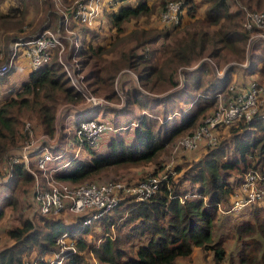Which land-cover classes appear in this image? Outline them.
<instances>
[{"label": "trees", "instance_id": "trees-1", "mask_svg": "<svg viewBox=\"0 0 264 264\" xmlns=\"http://www.w3.org/2000/svg\"><path fill=\"white\" fill-rule=\"evenodd\" d=\"M5 1L0 0V51L5 56L11 43L48 30L46 22L55 15V32L64 34L68 27L79 40L78 71L85 72L83 83L90 94L105 98L107 102L120 97L115 88L104 97L98 94L103 84L109 81L114 84L123 68L133 70L145 90L155 93L162 88L161 95L154 97L143 94L136 87L122 90L127 97L124 114L130 115L129 107L133 104L143 111L126 128L134 127L132 139L112 138L105 155L90 149L87 160L71 161L56 174L58 180L71 185L82 184L110 169L119 171L157 161L170 144L195 128L214 108L217 96L224 93L233 80L234 67L224 77L217 78L206 59L215 61L217 67L229 59L242 62L246 59L251 37L244 27L245 12L242 7L234 8L233 0H205L208 7L203 17L199 16L194 0H184L186 16L181 14L178 24L148 36L122 53L120 59L105 66L101 65L105 63L101 56L106 47L88 43L87 33L105 25L107 19L121 33L125 23L151 16L154 8L147 0L134 4H130V0H103L102 19L91 27L72 18V11V26L69 27L66 17L54 11L53 0H37L42 2L47 19L36 27L30 25L32 29L26 34L23 27L32 0H19L20 5L3 10ZM240 1L248 10L264 14V0ZM160 39L164 40L162 57L158 49L151 47L157 46ZM20 53L25 56L23 50ZM51 54L50 62L37 70L29 67L27 79L0 100L1 162L29 137L26 130L29 121L36 137L41 134L55 137L57 114L63 107L85 102V111L75 114L69 128L72 132L85 119L110 122L106 116H89L92 107L98 111L110 107L88 103L59 62L58 50H52ZM249 62L251 75L254 72L264 75L263 40L254 44ZM15 71L13 67L3 78L11 82ZM181 74L184 86L174 90L179 86ZM3 78L0 77V81ZM182 102L189 107H178ZM157 108L161 121L150 117ZM121 119L116 122L120 123ZM236 124L238 126L234 127ZM228 127H231L229 133L219 143L208 147L201 159L177 166L174 175H169L152 196L144 200L127 196L117 207L87 226L83 223L93 211L78 215L73 226L52 215L23 217L20 225L11 226L6 232L13 243L0 251V264H47L43 256L58 249L56 240L64 232H70L76 241V252L64 264H89L91 255L100 264H178L180 260L191 264L196 259V251L205 256L211 254V264H264V200L252 205L250 216L242 221L235 219L239 215L224 214L219 209V205L230 209L235 191L250 170H264V119L240 121ZM175 175L179 176L175 178ZM31 182L34 177L25 164H13L12 178L7 183L0 182V190L3 194L7 192L0 201V221L5 216V207L15 204L17 189ZM97 229L102 232L98 244ZM91 233L96 235L94 241ZM232 240L237 241V255L230 258L226 243ZM34 254L37 257H33Z\"/></svg>", "mask_w": 264, "mask_h": 264}, {"label": "built area", "instance_id": "built-area-1", "mask_svg": "<svg viewBox=\"0 0 264 264\" xmlns=\"http://www.w3.org/2000/svg\"><path fill=\"white\" fill-rule=\"evenodd\" d=\"M102 3L103 0L79 3L72 10V18L91 27L100 17ZM242 8L245 12L244 27L251 33L249 43L264 41V14L248 10L244 6ZM181 14V2H171L162 14V21L167 26L178 24ZM66 32L72 33L67 27ZM67 39L68 37L60 31L46 30L30 39L19 40L14 44V51L8 52L6 62L0 65V77H5L15 65L19 50L24 51L29 67L37 70L50 62L51 51L56 49L59 62L71 78L72 84L85 95L87 102L92 106L107 105V102L86 90L83 83L84 77L78 72L79 61L75 56L79 48L75 41L77 39H70L69 46L65 45ZM248 66H250L249 57L243 67ZM235 89V85L230 87L232 96L224 107L208 117L195 132L183 138L181 141L183 147L196 150L204 141L213 147L217 144L214 132L218 128L228 127L240 121L248 123L255 118L264 119V86L252 82L247 87L237 88L236 92ZM221 94L217 96V99ZM126 128H118L111 122L85 119L73 132L66 128L63 132L65 136H60L57 141H54L47 134L36 137L32 130V123L27 122L26 130L29 137L21 147L14 149L12 154H7L5 161L0 163V182L7 183L12 178L13 164L24 163L34 177V196L39 213L53 215L70 212L77 217L93 211L83 223L87 226L93 220L117 207L123 195L135 196L139 200L147 199L156 193L163 181L168 178L167 174L164 178H152L147 183L131 187L117 181L84 182L79 185H71L64 181L58 183L60 180L56 178L57 172L69 166L75 159L87 160L90 149H98L100 139L104 134L115 133ZM263 200L264 170H250L235 191L230 209H224L221 205L219 209L224 214L240 216L246 208H251L252 205ZM56 245L58 249L55 252L46 254L42 258L47 264H64L68 257L76 252V241L70 232H64L59 236Z\"/></svg>", "mask_w": 264, "mask_h": 264}, {"label": "rangeland", "instance_id": "rangeland-1", "mask_svg": "<svg viewBox=\"0 0 264 264\" xmlns=\"http://www.w3.org/2000/svg\"><path fill=\"white\" fill-rule=\"evenodd\" d=\"M89 0H53L54 2V11L57 12L58 15L66 17V24L71 27L72 26V21H71V11L79 4V3H85L88 2ZM141 0H130V4H134L136 2H139ZM148 5L152 6L154 8L153 13L151 14L150 17H141L138 20H132L130 22H127L124 24L123 31L121 33H118L117 30L110 24V22L107 19V22L105 25L102 27L96 29V30H91L93 33H87V42L95 45V46H104L106 47L105 54L102 55V59H104L105 63L101 65L108 66L109 63L113 60L120 59L122 57V53L128 52L130 49L133 47L137 46L139 42L145 40L148 36L153 35L155 36L161 29H168L169 27L165 25V23L162 21V14L166 10L167 6L171 2H181L182 6V15L186 16L187 8L183 7L185 4L184 0H147ZM195 3L198 5L199 8V16L203 17L205 14V11L207 9V5L204 1L205 0H194ZM235 2L234 8H241L245 4L240 1V0H233ZM183 3V5H182ZM20 5L19 0H6L4 4L2 5L3 10H7L12 6H18ZM43 4L40 1L37 0H32L30 2L29 6V12H28V17L26 20V24L23 27L24 33H29L31 31V26L36 27L38 26L41 22L45 21L47 19L45 11L43 10ZM258 11V10H256ZM101 15V14H100ZM102 19L101 17H99ZM98 18V19H99ZM187 19V18H186ZM31 25V26H30ZM46 25H48V30H51L55 32V28L57 26L56 24V18L55 15L51 16L47 22ZM68 28V27H67ZM70 30V29H69ZM40 33V32H39ZM33 33L30 35V37L39 34ZM64 36H67L68 39L65 41V45H70L71 40L70 39H77L74 34L65 32L63 34ZM96 35V36H95ZM24 39V37L20 38L19 40ZM77 41L79 45V40ZM166 41V40H165ZM164 42L163 39H160L157 42V46H151L152 49H158L159 50V55L162 57L161 53V44ZM167 42V41H166ZM14 43L10 44L9 47V53L14 51ZM256 42L249 43L246 47V59L247 56L250 57L252 54V49L253 46ZM147 48V46H146ZM73 50H75V46H73ZM21 50L18 52V57L20 55ZM78 52V51H77ZM76 52V53H77ZM139 52H143V49H139ZM0 63L1 65L6 62L7 54L6 56L3 54L2 51H0ZM9 56V54H8ZM76 58L79 61L78 54L75 55ZM6 57V58H5ZM246 59L243 60L242 62H237L236 60H225L222 61L219 66L217 67L215 61L206 59L217 78H222L225 76L226 72L231 68L234 67V77L231 82V84L228 86V89L222 93L218 99L217 102L214 105V108L205 116L202 117L200 122L193 128L192 130H189L185 132L184 134L180 135L172 144L168 146L167 149H165L162 153L159 159L155 162L144 164V165H139V166H133L127 169H120L119 171H113L110 169L106 173H102L101 175H98L97 177H94L93 179L86 180L85 182H121L123 184H126L128 186H136L137 184L140 183H147L149 182L152 178H164L165 175H174V172L176 170L177 166H184L191 164L193 161L199 160L202 158L203 154L206 152V149L210 147L208 145L207 141H204L203 144L196 150L192 149H187L181 145V141L183 138L187 137L188 135H191L193 132H195L200 125H202L208 117L213 115L215 112H217L221 107H224L225 104H227L228 100L231 99V92H230V87L234 86L236 87L235 92L237 91V88L240 87H247L248 84L255 82L258 83L262 86H264V75L261 73H255L253 75L250 74L249 67H243V65L246 63ZM162 61V60H161ZM160 64V62L158 63ZM14 67V66H13ZM12 67V68H13ZM79 70H80V66ZM11 68V69H12ZM190 70V69H189ZM79 72V71H78ZM88 70L86 71V73ZM25 74L24 72H21L20 75V80L25 79ZM81 75L84 77L85 72L81 73ZM5 78V77H4ZM2 79L0 81V92L3 93L5 91L17 89L18 87L15 85L16 81L14 80L13 82H7L6 79ZM179 86L176 87V89H181L184 86L185 79L183 78V74L180 75L179 77ZM104 88L101 93L98 94L100 97H104L106 94H110V92L115 88L116 92L120 95V97L113 99L112 101H106L105 98H100L103 101L107 102V107H110L108 110L105 108L100 109V111L96 110L95 107L91 108V111L89 113V116H94L98 115L102 118L104 112H106L109 117H106V120L109 121L116 127L118 128H125L131 125L130 122L135 120L136 115H141L143 111L136 105H130V115H125L124 113V108L127 105V97L126 95L122 92V90H129L132 88H137L140 90L143 94L149 95V96H156V95H161L162 88H158L159 92H149L148 90H145L142 88L139 79L133 70L128 69V68H123L121 72L118 74L116 81L114 84L112 82H107L103 84ZM9 87V88H8ZM174 90L169 91L168 93H172ZM145 101V99H144ZM104 105V104H103ZM68 107V106H67ZM66 107V108H67ZM76 109H86L85 107V102L80 104L79 106H74ZM178 107H184L188 108L189 104H186V102H182ZM160 108V107H159ZM60 109V108H59ZM88 109V108H87ZM178 108H176L175 113H177ZM157 111V112H156ZM158 108L155 110V114L151 115L150 117L152 119H159L161 121L162 116L161 113L158 112ZM69 115H74L75 113H72L71 111L69 112L66 110L63 114H57V120H56V127H57V135L55 137L50 138L54 141H57L58 138L63 136V128L66 127L65 121L69 120ZM156 116V117H155ZM84 117V116H83ZM117 117V119H114ZM122 118V121L120 123L116 122V120H120ZM71 119V118H70ZM114 121V122H112ZM30 122V121H29ZM238 124L234 125V127H237ZM233 127V126H232ZM231 127H221L218 128L214 132V137L217 140V143L220 142V139H223L229 131ZM108 138H123L126 141H129L131 139V136L134 135V127L129 128V129H123L118 132H115L113 134L107 133ZM56 138V139H55ZM102 139V138H101ZM25 142V141H24ZM23 142V143H24ZM108 152V145H100L98 146L97 153L98 155H105ZM1 162V161H0ZM144 178H140L143 177ZM179 175H175V178H177ZM139 180V181H138ZM63 182V181H58V183ZM65 182V181H64ZM84 183V182H83ZM70 184V183H69ZM1 186V185H0ZM34 191H35V183L31 182L30 185H23L21 188L19 187L16 192V200H15V206H6L5 207V216L3 219L0 221V251L9 247L13 241L7 236V230L13 226V225H20V220L23 217L26 218H34L35 215L40 214L39 211L37 210L36 207V201H35V196H34ZM7 192L4 191V194ZM3 190H0V201L2 198ZM129 195H123L122 199L127 197ZM135 197V196H134ZM122 201V200H121ZM264 205V204H263ZM250 208H246L244 211H242L239 217L235 218L237 221H242L243 219L247 218L246 216H250ZM52 217L55 218H60L64 222H66L69 226H73L74 222H76V217L72 215L70 212H65L61 214H53ZM95 233L98 236L97 244L100 242V235H101V229H97ZM95 233H91L90 238L93 239L96 238ZM93 234V235H92ZM226 247L229 251L230 258L231 256H236L237 255V241L232 240L228 241L226 243ZM36 254L33 255L35 257ZM37 257V256H36ZM204 257V258H203ZM211 254H208L207 256L203 254H199V256L195 259V263L191 264H211ZM89 264H100L94 256H90L89 258Z\"/></svg>", "mask_w": 264, "mask_h": 264}, {"label": "crops", "instance_id": "crops-1", "mask_svg": "<svg viewBox=\"0 0 264 264\" xmlns=\"http://www.w3.org/2000/svg\"><path fill=\"white\" fill-rule=\"evenodd\" d=\"M14 67H16V71H15V73L12 75V79H11V82H13L14 80L16 81L15 83V85L18 87L20 84H21V82H23L25 79H27V76H28V73H29V71H28V68H29V63H28V59H27V57L26 56H23L21 53H20V55H19V57H18V59L16 60V63H15V65H14ZM21 72H24V73H26L25 74V79H23V80H20V75H21ZM13 84H14V82H13ZM9 88V87H8ZM10 90L8 89V91H6V92H3V93H1L0 92V100L2 99V97H3V95L5 94V93H7V92H9ZM66 110H68V111H71L72 113H75V114H77L78 112H80V111H82V113H83V111H85V109L84 110H82V109H76L75 107H72V106H68L67 108L66 107H63L59 112H58V114H63ZM87 111L86 112H84V115H87ZM103 116H106V117H109V115H107L106 114V112H104V114H103ZM71 118V119H70ZM76 118V116H73V115H69V120L68 121H65L66 122V124H65V129L66 128H71L72 127V121L74 120ZM98 118H100V116L98 117ZM122 120V119H121ZM63 128V127H62ZM111 134H113V132H111ZM102 139H100V145H104V144H106V145H109V143H110V140L112 139V138H108L107 137V135H103L102 137H101ZM131 139H132V136H131ZM97 151V150H96ZM56 166V165H55ZM199 252L198 251H196L195 252V256H196V258L199 256ZM194 263H195V261H194ZM93 264H96V263H93ZM178 264H189V263H187L186 261H178Z\"/></svg>", "mask_w": 264, "mask_h": 264}, {"label": "water", "instance_id": "water-1", "mask_svg": "<svg viewBox=\"0 0 264 264\" xmlns=\"http://www.w3.org/2000/svg\"><path fill=\"white\" fill-rule=\"evenodd\" d=\"M251 43H253V42H251Z\"/></svg>", "mask_w": 264, "mask_h": 264}]
</instances>
